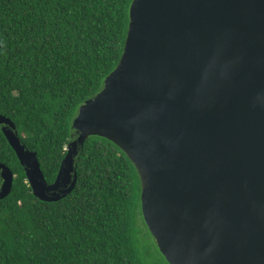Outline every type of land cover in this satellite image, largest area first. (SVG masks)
<instances>
[{"label":"water","instance_id":"obj_1","mask_svg":"<svg viewBox=\"0 0 264 264\" xmlns=\"http://www.w3.org/2000/svg\"><path fill=\"white\" fill-rule=\"evenodd\" d=\"M123 57L72 121L48 184L15 124L0 130L36 198L77 183L86 140H117L173 264H264V0H134ZM15 175L0 163V201Z\"/></svg>","mask_w":264,"mask_h":264},{"label":"trees","instance_id":"obj_2","mask_svg":"<svg viewBox=\"0 0 264 264\" xmlns=\"http://www.w3.org/2000/svg\"><path fill=\"white\" fill-rule=\"evenodd\" d=\"M134 0H0V115L10 119L48 184L66 156L78 108L102 88L126 46ZM15 175L0 201V264H150L142 251V180L125 151L89 137L67 197L33 194L0 130Z\"/></svg>","mask_w":264,"mask_h":264},{"label":"rangeland","instance_id":"obj_3","mask_svg":"<svg viewBox=\"0 0 264 264\" xmlns=\"http://www.w3.org/2000/svg\"><path fill=\"white\" fill-rule=\"evenodd\" d=\"M98 137L109 140L114 145L119 147L122 151H124L117 140L111 137L109 138L102 137V136H98ZM141 212H142V217L141 219L139 218V221H138L139 223L138 226L141 229L142 235H143V243H142L141 248L143 249L142 251L149 258V263L150 264H173L171 260L168 258V256L164 253V250L162 249V247L160 246L158 242L159 240L157 239V236L150 228L149 223L146 221V218L143 214V210Z\"/></svg>","mask_w":264,"mask_h":264}]
</instances>
